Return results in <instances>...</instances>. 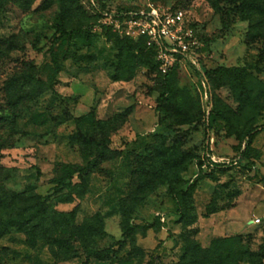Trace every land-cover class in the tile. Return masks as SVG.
I'll return each mask as SVG.
<instances>
[{"label":"rangeland","instance_id":"rangeland-1","mask_svg":"<svg viewBox=\"0 0 264 264\" xmlns=\"http://www.w3.org/2000/svg\"><path fill=\"white\" fill-rule=\"evenodd\" d=\"M249 3L218 0L216 11L209 0H106L113 10L185 12L201 44L199 72L186 63L163 69L148 45L147 59L137 51L138 58L119 56L110 33L91 30L88 0H0V42L8 53L0 58V117L7 118L0 178L10 192L53 204L59 164L93 163L85 197L57 207L78 208L75 227L91 217L102 221L105 234L88 244L111 253L88 264H185L193 244L211 250L206 260L195 254L198 264H257L264 245V0ZM62 33L54 77L49 49ZM220 68L246 72L216 76L205 90L202 73ZM172 69L177 96L159 107L162 77ZM37 80L43 91L27 102L22 97ZM249 128L255 133L244 154ZM164 151L191 159L186 171L167 174L169 182L154 173V157ZM189 188L196 218L184 226L177 195ZM125 214L133 227L128 238ZM80 236L66 229L34 249L25 234H8L0 239V264H85ZM65 249L79 258L65 260Z\"/></svg>","mask_w":264,"mask_h":264},{"label":"trees","instance_id":"trees-1","mask_svg":"<svg viewBox=\"0 0 264 264\" xmlns=\"http://www.w3.org/2000/svg\"><path fill=\"white\" fill-rule=\"evenodd\" d=\"M213 8L217 11L220 10L218 5V0H209ZM251 0H233V2H241L243 6L251 5L249 3ZM101 11H110L105 5L106 0H97ZM115 10H127L128 9H115ZM132 11V10H131ZM134 11V10H133ZM93 24L91 30L99 27L100 14L92 12ZM106 33H110L111 38L115 39V49L119 56L124 54L129 56H134L135 51L139 52V56L143 59L148 58V53L145 52L147 49V42L144 39L137 41L120 38L113 34L110 29L103 27ZM79 30H81L79 28ZM90 30V29H89ZM62 33L59 37L53 40L51 48L49 49V55L51 57V62L54 67V77L60 73V63L55 51V47L63 40L64 35ZM8 56L6 53L5 44L0 42V58ZM242 71L246 72L244 69H225L220 68L218 70H211L204 72L206 80L209 82L213 80L216 76L223 75H233L238 76L242 74ZM175 70H171L166 75L162 77V87L159 96V107H167L169 104L173 103L177 96L178 89L175 82ZM116 81L125 80L120 77L115 78ZM44 84L37 80L33 85L28 84L26 93L23 95L27 102H33L36 100L43 91ZM210 88V99L213 103L214 91L211 85ZM215 111L212 108L210 115L208 117V128L210 129L212 123L215 122ZM7 118L0 117V129L5 126ZM255 130L249 128L245 131L243 137L248 139L247 147L244 154L249 150L252 142V137ZM209 142V140H208ZM153 150H157L156 146L152 147ZM207 150L209 151V145H207ZM154 161L158 162L157 169L154 173L159 175H165V180L169 182L168 175L170 172L174 174H179L186 171L188 164H190L191 159L188 155H183L182 153L171 155L164 151L161 156L156 155ZM208 163L212 166L219 168V165H214L210 157H208ZM93 163H88L87 166L74 165V164H64L61 163L58 166V176L53 180L55 186L56 197L53 204L49 203V197H44L37 195L35 193H16L6 190L3 180L0 178V239L11 233H23L27 236V244L31 248H36L38 243L42 240L46 241L47 244L51 243L49 238L50 235L56 234L61 231L68 229L71 234L79 233L82 245L84 247V254L86 256V263L88 264L91 259H97L99 261H105L108 259L111 250L101 251L95 247H90L88 243L92 242L95 237H99L105 234L103 230V223L99 216L91 217L80 227H75V221L77 217L78 208H74L71 211H60L57 209L60 205H69L75 203L77 200H81L87 194V183L92 174ZM74 180L78 182L74 183ZM264 185V179L262 180ZM66 190L67 193H63ZM191 190L188 189L186 192L178 193L177 195V214L180 216V223L184 226H189L195 221L196 215L192 212V206L190 205ZM138 193V192H137ZM2 212V213H1ZM98 221V222H97ZM95 222L98 223L95 225ZM124 236L128 238L129 234L133 231V227L130 225V218L125 214V218L122 223ZM190 249L193 253L190 259L185 264H198V258L195 254H199L201 260H206V257L210 255L211 250H203L197 245L193 244ZM189 249V250H190ZM67 253L65 260H73L79 258V253L77 251L70 252L69 249H65ZM257 264H264V245L261 247L258 255ZM211 260V259H210ZM210 262V261H209ZM212 262V261H211Z\"/></svg>","mask_w":264,"mask_h":264},{"label":"built area","instance_id":"built-area-1","mask_svg":"<svg viewBox=\"0 0 264 264\" xmlns=\"http://www.w3.org/2000/svg\"><path fill=\"white\" fill-rule=\"evenodd\" d=\"M88 5L93 13L100 14L99 27L110 29L120 38L144 39L149 47H155L163 69L186 63L201 71L198 59L201 44L193 37L182 10L171 11L149 5L141 11H101L97 0H88ZM200 78L207 90L204 73ZM162 221L165 219L162 218ZM260 222V219L255 221L256 224Z\"/></svg>","mask_w":264,"mask_h":264}]
</instances>
